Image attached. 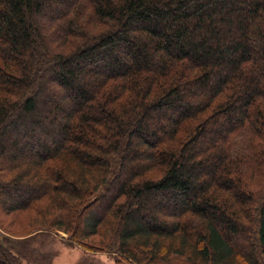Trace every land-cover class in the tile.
<instances>
[{
    "label": "trees",
    "instance_id": "1",
    "mask_svg": "<svg viewBox=\"0 0 264 264\" xmlns=\"http://www.w3.org/2000/svg\"><path fill=\"white\" fill-rule=\"evenodd\" d=\"M0 191V264H264V0H0Z\"/></svg>",
    "mask_w": 264,
    "mask_h": 264
},
{
    "label": "rangeland",
    "instance_id": "2",
    "mask_svg": "<svg viewBox=\"0 0 264 264\" xmlns=\"http://www.w3.org/2000/svg\"><path fill=\"white\" fill-rule=\"evenodd\" d=\"M255 190L257 191L258 189ZM7 200L9 199L4 195L3 192L0 191V203L7 204ZM90 213L91 212L88 211V214L84 216V220H86L89 215L92 216L95 212L93 210V212L91 214ZM11 217L12 215H4V213L0 210V232H3V229H5L7 232L12 234L21 233L22 227L30 224L28 223V220L30 217H34V214H30L26 217L23 216L21 221H13ZM1 226L3 229H1ZM27 228L28 227H25V229ZM104 228V225L99 226L96 233L89 237V240L94 242L97 239H100L98 234H101ZM66 239H68L67 234H64L62 232L50 231V233L45 235L43 243L39 241L42 249L45 252L53 255V264H124L123 262H125V260H122L120 261V263H117V259L113 258L112 254L107 253L106 251L92 253L87 252L81 247L77 246L70 248L63 242V240ZM232 240L234 241V243L238 244L240 249H244L238 241L237 236H235L234 239L232 237Z\"/></svg>",
    "mask_w": 264,
    "mask_h": 264
}]
</instances>
